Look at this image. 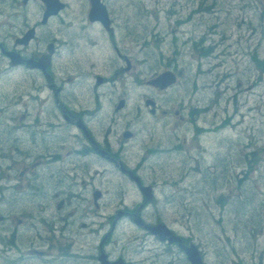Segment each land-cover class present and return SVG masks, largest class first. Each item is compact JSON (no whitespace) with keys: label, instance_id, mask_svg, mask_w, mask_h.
Instances as JSON below:
<instances>
[{"label":"flooded vegetation","instance_id":"1","mask_svg":"<svg viewBox=\"0 0 264 264\" xmlns=\"http://www.w3.org/2000/svg\"><path fill=\"white\" fill-rule=\"evenodd\" d=\"M101 1L0 0V264H192L195 238L159 204L179 181L142 171L160 148L141 157V5ZM171 68L175 84L148 87L178 86ZM144 99L153 118L171 115ZM127 110L116 139L99 133L103 112L115 124ZM160 222L180 239L148 228Z\"/></svg>","mask_w":264,"mask_h":264},{"label":"rangeland","instance_id":"2","mask_svg":"<svg viewBox=\"0 0 264 264\" xmlns=\"http://www.w3.org/2000/svg\"><path fill=\"white\" fill-rule=\"evenodd\" d=\"M138 3L141 19L134 29L149 40L148 45L141 43V80L175 64L181 72L179 85L166 93L141 85V157L150 147L160 148L142 171L179 181L163 193L172 201L163 200L161 212L183 223L178 226L203 244L211 264H233L239 257L248 264L255 260L264 264V77H259L253 60L255 52L264 57V0H207L212 6L206 13L200 9L202 0ZM195 8L200 12H190ZM171 9L177 16L171 17ZM175 17L186 20L179 24ZM205 35L215 48L201 65L191 45ZM218 88L222 95L216 107L204 113L199 123L209 128L228 116L231 122L197 139L191 109L206 107ZM147 94L159 96L171 115L164 116L160 110L159 117L153 118L145 104ZM176 110L186 112L188 118L182 120ZM107 117L108 112H103L96 127L100 134L102 127L111 128L112 139L131 118L129 110L117 115L115 124L113 119L109 124ZM132 122L135 127L140 124ZM180 145L182 151L173 152ZM253 151H258L259 161L252 170L248 155L252 158ZM220 194L229 197L224 207Z\"/></svg>","mask_w":264,"mask_h":264},{"label":"trees","instance_id":"3","mask_svg":"<svg viewBox=\"0 0 264 264\" xmlns=\"http://www.w3.org/2000/svg\"><path fill=\"white\" fill-rule=\"evenodd\" d=\"M203 2H205V5L202 4V6L204 8H207L205 9L206 11H208V9L212 6L210 4H207V0H204ZM208 41V40H207ZM206 41V38L205 37H201V40L200 41H195L193 46H195V48L197 49V52L199 53V57L202 59V57H205V56H209L210 53L213 52L214 50V43L209 42V44L207 45V42ZM253 60L254 62L256 63L257 65V68L258 70L260 71V76H263L264 75V57L262 58L258 52H255L253 54ZM220 93L217 91V96H219ZM226 123H228V121H226ZM250 155V154H249ZM253 156H254V161H250L251 165H253L252 169L254 168V165L258 162L259 160V155H258V152L255 151L253 153ZM250 157V156H249ZM219 202L220 204L222 205V207L226 206V204L229 202V197L222 194L221 197L219 198ZM240 264H245L243 261L240 262Z\"/></svg>","mask_w":264,"mask_h":264},{"label":"water","instance_id":"4","mask_svg":"<svg viewBox=\"0 0 264 264\" xmlns=\"http://www.w3.org/2000/svg\"><path fill=\"white\" fill-rule=\"evenodd\" d=\"M176 82V75L171 72V71H167L165 73H162L161 75L157 76L155 79H153L152 81H150L151 84L155 85V86H159L161 88H165L170 84H173ZM147 104H152L154 105V102L151 100L147 101ZM164 227H166L165 225H159L157 226V228H154V230H156L157 232H159L161 235L166 234V230L164 229ZM167 230L169 231L168 233L172 232L167 228ZM173 240L177 239L176 236L172 237ZM187 252L189 254V257L192 261L193 264H203L201 255L199 254L198 248L197 246L193 245L189 248H187Z\"/></svg>","mask_w":264,"mask_h":264}]
</instances>
